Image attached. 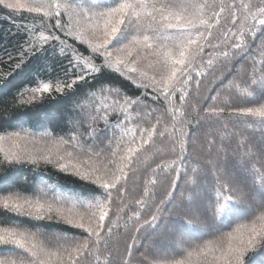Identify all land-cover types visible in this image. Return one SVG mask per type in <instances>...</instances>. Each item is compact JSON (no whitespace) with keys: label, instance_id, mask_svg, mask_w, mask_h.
<instances>
[{"label":"snow or ice","instance_id":"6c2138e0","mask_svg":"<svg viewBox=\"0 0 264 264\" xmlns=\"http://www.w3.org/2000/svg\"><path fill=\"white\" fill-rule=\"evenodd\" d=\"M0 9L21 18L0 66L44 81L0 131V264H264V0ZM57 96L59 117L25 110Z\"/></svg>","mask_w":264,"mask_h":264},{"label":"trees","instance_id":"16d2710c","mask_svg":"<svg viewBox=\"0 0 264 264\" xmlns=\"http://www.w3.org/2000/svg\"><path fill=\"white\" fill-rule=\"evenodd\" d=\"M105 2L111 4L113 0H105ZM253 2L259 3V0H253ZM20 22V17H11L8 15L6 10L0 9V50L3 49L4 45H10L14 42V33L16 30L15 26ZM11 50V47H9V51ZM2 55L3 52L0 51V56ZM41 63L42 61L33 58L28 61L22 69L18 70L12 68L11 66H0V131H2L5 127H8L7 122L14 119L21 111L18 103V90H26L27 88L35 87L37 82H44L43 80H33V76L35 74L33 69L38 68ZM43 63H47V61H43ZM129 86L131 85L129 84ZM47 95V93L44 94V96ZM77 99L79 100L78 107L82 113L90 110L93 104L90 97L80 96L77 97ZM71 102V97L57 96L53 99L33 101L31 105L25 106V110L28 113H33V111H35L37 116H34V119L38 118V114L41 113H51L53 116L59 117V114L63 112ZM47 127L48 125L45 124L41 129H39V131H44ZM8 130L12 129L8 127ZM29 130L37 131L36 129L31 128ZM5 174L6 170L0 169V178H2ZM49 174L50 178L47 179V183L57 186L56 182L57 179H59L60 185H62V187H60L61 194L68 195L71 193L75 195H82L80 189L85 187L83 182L73 183L75 178H68L63 173L57 174L54 169H49ZM24 175H27V172H25ZM37 186L39 187L42 185L38 182ZM239 222L245 221L241 220ZM234 226V224L231 225V227ZM57 229L64 230L65 234L69 235V238H71L72 234L79 232V230L72 229L67 225H58ZM116 242H120L122 246V239L119 235L116 238ZM3 251V246H0V252Z\"/></svg>","mask_w":264,"mask_h":264}]
</instances>
